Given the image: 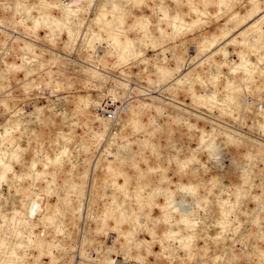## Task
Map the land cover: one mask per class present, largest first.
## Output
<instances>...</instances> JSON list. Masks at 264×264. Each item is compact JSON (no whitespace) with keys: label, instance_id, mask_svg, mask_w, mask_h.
<instances>
[{"label":"rangeland","instance_id":"1","mask_svg":"<svg viewBox=\"0 0 264 264\" xmlns=\"http://www.w3.org/2000/svg\"><path fill=\"white\" fill-rule=\"evenodd\" d=\"M60 1L0 0V264H264V0Z\"/></svg>","mask_w":264,"mask_h":264},{"label":"bare ground","instance_id":"2","mask_svg":"<svg viewBox=\"0 0 264 264\" xmlns=\"http://www.w3.org/2000/svg\"><path fill=\"white\" fill-rule=\"evenodd\" d=\"M82 0H72V2H66L65 0H61L60 1V3H59V5L63 8V9H65V10H68L69 12H72V11H74V7L78 4V6H85V4L84 3H82L81 2ZM86 1H90V0H86ZM80 3V4H79ZM58 5V6H59ZM40 12H37V14H39ZM20 38V37H19ZM21 39V38H20ZM20 39H17V41H19ZM22 41V40H21ZM20 42V41H19ZM21 43V42H20ZM21 45V44H20ZM201 45H202V43H198L197 45H196V47H197V52H199L200 51V49H201ZM22 46V45H21ZM20 47V46H19ZM42 49V48H41ZM34 50V49H33ZM125 50H126V47H125ZM44 50H41L40 51V53L42 54V52H43ZM38 55V54H37ZM40 55V54H39ZM40 56H42V55H40ZM29 58V57H28ZM56 58L58 59V60H61V59H64V57L62 56V55H60L59 53H57V55H56ZM66 58V57H65ZM100 76L101 77H105L106 76V74L105 73H103V72H101L100 73ZM117 97L116 96H114L113 97V99H116ZM109 100H111L113 103H114V101L112 100V99H109ZM106 101V100H105ZM108 101V100H107ZM117 102V101H116ZM115 102V103H116ZM260 103V105L263 103L262 101H260L259 102ZM101 105H102V102H100V104H98L97 106H95L94 107V109H95V111L99 108V107H101ZM122 108V104L120 105V107H119V109H118V111H117V113L119 112V110ZM261 109L263 110L264 109V106H261ZM97 112V111H96ZM100 113V112H99ZM101 113H103V112H101ZM98 116H100V114H98ZM117 116V115H116ZM116 118V117H115ZM115 118H113V119H115ZM108 119H110V118H108ZM113 119H110V120H113ZM145 152V151H144ZM110 165H112V163H110ZM47 216V215H46ZM48 217H49V215H48ZM45 218V217H44ZM42 219H39L38 221L40 222ZM118 260L119 261H121V260H123V258H117V259H110L109 260V264H118ZM137 264V263H136Z\"/></svg>","mask_w":264,"mask_h":264},{"label":"built area","instance_id":"3","mask_svg":"<svg viewBox=\"0 0 264 264\" xmlns=\"http://www.w3.org/2000/svg\"><path fill=\"white\" fill-rule=\"evenodd\" d=\"M66 2H72V0H65ZM121 103L120 102H116V103H113L111 100L109 102H105L102 104L101 106V109L104 113V115L107 117V118H110V119H113L116 117L117 115V111L120 107ZM118 264H123L122 260L119 261L118 260Z\"/></svg>","mask_w":264,"mask_h":264}]
</instances>
